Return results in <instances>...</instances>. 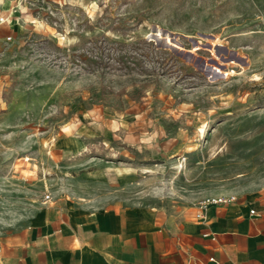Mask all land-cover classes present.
<instances>
[{"label": "rangeland", "instance_id": "1", "mask_svg": "<svg viewBox=\"0 0 264 264\" xmlns=\"http://www.w3.org/2000/svg\"><path fill=\"white\" fill-rule=\"evenodd\" d=\"M0 12V242L47 193L168 217L264 196V0H0Z\"/></svg>", "mask_w": 264, "mask_h": 264}, {"label": "crops", "instance_id": "2", "mask_svg": "<svg viewBox=\"0 0 264 264\" xmlns=\"http://www.w3.org/2000/svg\"><path fill=\"white\" fill-rule=\"evenodd\" d=\"M51 200L19 236L0 242V264H264V196L212 205L206 219L195 217L194 204L168 217L148 208L86 210Z\"/></svg>", "mask_w": 264, "mask_h": 264}, {"label": "built area", "instance_id": "3", "mask_svg": "<svg viewBox=\"0 0 264 264\" xmlns=\"http://www.w3.org/2000/svg\"><path fill=\"white\" fill-rule=\"evenodd\" d=\"M2 22H3V17H0V25L2 24ZM44 198H45V201H49L52 199L49 193H47ZM237 198H238L237 193L230 192V193L218 195L215 197H207V198L200 199L194 202V205L197 208L195 217L198 219H206V211L208 210L209 207H211L212 205H224V204L235 201ZM250 213L256 214L257 213L256 209L251 208ZM204 236H211V239L216 238L215 234H211L208 231L204 232Z\"/></svg>", "mask_w": 264, "mask_h": 264}, {"label": "bare ground", "instance_id": "4", "mask_svg": "<svg viewBox=\"0 0 264 264\" xmlns=\"http://www.w3.org/2000/svg\"><path fill=\"white\" fill-rule=\"evenodd\" d=\"M1 13V12H0ZM4 13H7L6 11ZM6 15V14H5ZM7 16V15H6ZM4 18V17H3ZM241 173V172H240ZM243 174V173H242ZM239 176V175H238Z\"/></svg>", "mask_w": 264, "mask_h": 264}]
</instances>
